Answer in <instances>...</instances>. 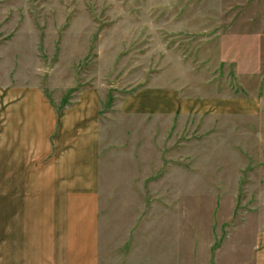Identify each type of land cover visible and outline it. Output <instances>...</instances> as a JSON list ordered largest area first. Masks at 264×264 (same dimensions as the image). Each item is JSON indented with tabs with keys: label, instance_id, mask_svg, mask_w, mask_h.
Instances as JSON below:
<instances>
[{
	"label": "rangeland",
	"instance_id": "1",
	"mask_svg": "<svg viewBox=\"0 0 264 264\" xmlns=\"http://www.w3.org/2000/svg\"><path fill=\"white\" fill-rule=\"evenodd\" d=\"M262 239L264 0H0V264H258Z\"/></svg>",
	"mask_w": 264,
	"mask_h": 264
},
{
	"label": "crops",
	"instance_id": "2",
	"mask_svg": "<svg viewBox=\"0 0 264 264\" xmlns=\"http://www.w3.org/2000/svg\"><path fill=\"white\" fill-rule=\"evenodd\" d=\"M11 92L12 91L10 90V93ZM95 95L97 96V94H94L93 91L86 90L85 92L82 93V96L79 97L80 99L76 101L77 104L74 108H72V106L66 107L65 109H62L60 113H66L64 118L71 115L70 113H81L80 117L83 118L82 126H86L89 123H92V119L96 118L97 116V113H96L97 99ZM32 96L33 95H29L28 93H26L23 99L22 98L19 99V101L22 100L24 102V103H20V106L17 107L21 111V112L19 111V113H32L34 116L42 115L43 113H57V110L54 111V108H55L54 105H52V103L46 97L45 94L42 95V93H39L38 95H35L36 97H32ZM16 98H18L17 95L15 99ZM13 102L15 101L10 100V109H8L9 111L14 108V106H12L14 105ZM21 107L23 108L21 109ZM175 108H176V104H175ZM16 109H14L15 112H16ZM174 111L184 113V109L182 106L178 107V109H175ZM54 133L55 131H53L52 134ZM56 134H59V133H56ZM92 134H95V133L90 132L91 136ZM93 138L95 139V137ZM22 145L28 146L23 143ZM257 246H258L257 248L258 250L256 253V257L258 259V264H264V239H262V241H260V243Z\"/></svg>",
	"mask_w": 264,
	"mask_h": 264
}]
</instances>
